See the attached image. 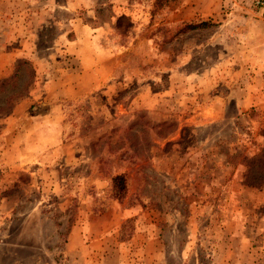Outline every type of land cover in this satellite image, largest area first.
I'll return each instance as SVG.
<instances>
[{"label": "rangeland", "instance_id": "obj_1", "mask_svg": "<svg viewBox=\"0 0 264 264\" xmlns=\"http://www.w3.org/2000/svg\"><path fill=\"white\" fill-rule=\"evenodd\" d=\"M22 60L0 264H264V0H0Z\"/></svg>", "mask_w": 264, "mask_h": 264}, {"label": "trees", "instance_id": "obj_2", "mask_svg": "<svg viewBox=\"0 0 264 264\" xmlns=\"http://www.w3.org/2000/svg\"><path fill=\"white\" fill-rule=\"evenodd\" d=\"M162 1L163 0H154V6H159ZM207 25L208 23L206 21H199L198 23H188L182 28V30L203 28ZM23 64L28 65V62L26 60L18 61L14 67V72L12 73V75L7 78L0 79V93L5 92L8 89L17 87V79L21 75L19 72V68ZM20 95L22 94H20L18 91L7 94L3 99L4 103L0 105V112L8 111L12 107L13 100L20 97ZM110 188L114 197L120 198L123 195L125 182L124 175L122 173L115 174L110 178Z\"/></svg>", "mask_w": 264, "mask_h": 264}]
</instances>
